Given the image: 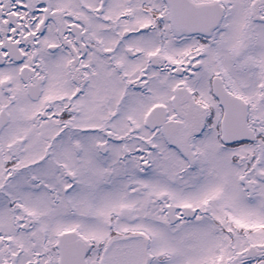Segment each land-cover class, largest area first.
<instances>
[{
    "label": "snow or ice",
    "instance_id": "obj_1",
    "mask_svg": "<svg viewBox=\"0 0 264 264\" xmlns=\"http://www.w3.org/2000/svg\"><path fill=\"white\" fill-rule=\"evenodd\" d=\"M0 264H264V0H0Z\"/></svg>",
    "mask_w": 264,
    "mask_h": 264
}]
</instances>
